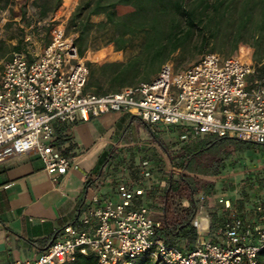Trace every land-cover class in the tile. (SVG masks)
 <instances>
[{"label": "built area", "instance_id": "built-area-1", "mask_svg": "<svg viewBox=\"0 0 264 264\" xmlns=\"http://www.w3.org/2000/svg\"><path fill=\"white\" fill-rule=\"evenodd\" d=\"M52 22L50 42L34 60L15 53L4 64L0 163L35 151L50 175L65 176L73 167L72 159L54 147L52 124L69 126L111 112L136 114L158 132H175L178 149L206 136H235L264 147V75L256 76L255 68L239 57L207 53L178 71L168 62L150 82L105 96L84 94L89 69L74 44L76 35L66 34V21ZM130 167L119 169L111 197L93 191L61 239L37 257L11 264H67L77 255L90 254L95 264H135L146 257L158 264H258L264 248V194L250 205L259 215L257 223L241 218L227 194L218 195L217 206L229 211V220L215 239L207 240L200 236L201 221L195 220L198 239L186 250L157 236L160 224L146 197L154 173L171 171L170 165L164 168L143 160L136 177ZM163 177L157 183L159 195L167 189L168 177L165 173ZM163 206L158 201V209Z\"/></svg>", "mask_w": 264, "mask_h": 264}, {"label": "trees", "instance_id": "trees-1", "mask_svg": "<svg viewBox=\"0 0 264 264\" xmlns=\"http://www.w3.org/2000/svg\"><path fill=\"white\" fill-rule=\"evenodd\" d=\"M64 2L0 0V25L8 15L2 29L13 30L7 37L0 36V76L15 53L24 54L29 61L35 59L28 50L32 38L42 42V51L48 46L52 19ZM65 29L67 35H76L74 44L81 57L110 45L116 52H133L125 61H86L89 76L84 94H115L150 82L168 62L178 71L198 63L207 53L237 56L255 68L256 76L264 75V0H78ZM246 144L257 146L231 137L213 140L206 136L179 148L175 155L169 153L171 171L164 195L158 194L153 180L146 194L164 204L154 219L160 224L157 236L169 245L191 250L198 239L193 220L200 210L211 220L210 233L224 228L230 213L217 212V196L230 193L234 185L225 186L227 176L222 173L220 154L231 145ZM137 168L131 165L132 177H136ZM163 175L158 173V182ZM252 192L251 187L241 191L234 204L241 218L239 212L250 202ZM186 201L188 207L183 206ZM95 263L90 254L77 255L67 264ZM135 264L158 263L146 257ZM258 264H264V248Z\"/></svg>", "mask_w": 264, "mask_h": 264}, {"label": "crops", "instance_id": "crops-1", "mask_svg": "<svg viewBox=\"0 0 264 264\" xmlns=\"http://www.w3.org/2000/svg\"><path fill=\"white\" fill-rule=\"evenodd\" d=\"M77 3L75 0L69 10L62 7L54 18L63 13L67 21ZM103 50L110 53L95 57L99 51L87 52L85 61L117 62L128 58L124 59L128 52H116L113 46ZM52 131L54 147L72 159L73 167L67 175H50L35 151L0 163V264L37 257L61 239L64 228L75 223L94 190L99 189L105 197L113 195L120 168L138 167L143 160L167 166L169 153L178 149L177 144L173 146L175 136L158 132L132 113L92 115L87 122L79 120L69 126L54 122ZM118 162H122L120 166ZM153 181L158 183V172ZM227 196L233 205L240 200L236 192ZM252 199L239 213L257 223L259 215L250 206ZM148 204L156 219L158 198L150 197ZM217 208L218 213L225 210ZM195 220L205 224L200 232L203 239H215L208 230L211 220L204 210L195 216L194 227Z\"/></svg>", "mask_w": 264, "mask_h": 264}, {"label": "rangeland", "instance_id": "rangeland-1", "mask_svg": "<svg viewBox=\"0 0 264 264\" xmlns=\"http://www.w3.org/2000/svg\"><path fill=\"white\" fill-rule=\"evenodd\" d=\"M74 2L75 0H65L64 5L62 6L64 7V11L69 10L70 7L74 4ZM8 17H9L8 15L2 17V22L0 25V36L7 37L10 34V32L13 33V30L4 32L2 29V25L6 22V21L4 22V19L7 20ZM58 19L59 20L64 19L63 13L59 14ZM99 20L100 18L94 19V21H99ZM30 42L31 43L29 45L28 50L33 55V57L36 58L42 51V46H41L42 42H40L36 38H32ZM107 47H103L97 50L99 52L96 54L95 57H106V54H109L110 52H107L103 49ZM91 51L92 50L88 52ZM132 54L133 52H128V54L124 57V59ZM219 55L221 57L225 56L223 54H219ZM0 65H3L2 62H0ZM182 69L184 68L181 67L179 70ZM172 135L175 136V132H173ZM208 137H210L213 140L216 139V136H208ZM230 137L236 138L235 136H230ZM175 144L176 143H173V146ZM177 152L178 150H175L171 154L175 155V153ZM220 155L222 159L221 160L222 173H224V175L227 176V180H226L227 183L225 184V186L227 187V185L230 186L231 184L234 185V190L230 191V193L235 194L236 192L240 195L241 191H246L247 188L249 189L251 187L254 191L252 192L253 193L252 195H254L252 198L264 194V147H260L258 145L257 146L250 145V144H246L241 147L231 145L227 148L222 149ZM121 163L122 162H118V164L116 165L120 166ZM163 167L165 168V165H163ZM162 173H165L167 176H170V171H163ZM174 179H176V177ZM153 218L155 219V217ZM157 218L158 217H156V219Z\"/></svg>", "mask_w": 264, "mask_h": 264}, {"label": "bare ground", "instance_id": "bare-ground-1", "mask_svg": "<svg viewBox=\"0 0 264 264\" xmlns=\"http://www.w3.org/2000/svg\"><path fill=\"white\" fill-rule=\"evenodd\" d=\"M204 225H205V224H204ZM204 225H203V226H204ZM203 226H202L201 228H205V227H203Z\"/></svg>", "mask_w": 264, "mask_h": 264}]
</instances>
